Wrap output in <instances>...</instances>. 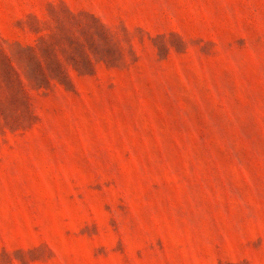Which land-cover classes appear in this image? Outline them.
Returning <instances> with one entry per match:
<instances>
[{"label": "rangeland", "instance_id": "1", "mask_svg": "<svg viewBox=\"0 0 264 264\" xmlns=\"http://www.w3.org/2000/svg\"><path fill=\"white\" fill-rule=\"evenodd\" d=\"M0 264H264V0H0Z\"/></svg>", "mask_w": 264, "mask_h": 264}]
</instances>
